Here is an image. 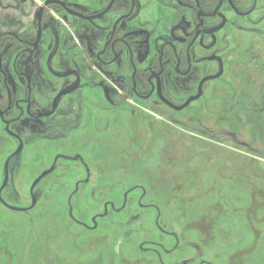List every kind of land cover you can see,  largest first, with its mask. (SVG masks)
I'll list each match as a JSON object with an SVG mask.
<instances>
[{"label": "flooded vegetation", "instance_id": "af4514ba", "mask_svg": "<svg viewBox=\"0 0 264 264\" xmlns=\"http://www.w3.org/2000/svg\"><path fill=\"white\" fill-rule=\"evenodd\" d=\"M118 130L182 133L233 150L241 162L264 160V0H0V207L23 212L10 202L8 184L15 173L20 179L33 162L40 163L25 208L36 205L43 181L73 180L67 213L73 219L71 197L88 191L103 212L92 217L91 227L82 224L96 229L98 219L116 212L115 198L101 203L102 194L114 196L121 183L109 166L114 181L104 183L108 193L100 186L87 189L97 160L79 147L108 141L117 151ZM159 142L149 140L146 146L152 152ZM32 148L27 156L25 150ZM48 149L53 152L47 157ZM173 157L156 158L159 165L141 179L148 191L142 184L123 192L120 211L135 190L144 201L157 195L158 204L151 199L144 204L154 206V224L163 228L160 206L168 184L181 180L184 189L177 197L189 195L188 202L210 194L212 178L196 186L194 169ZM165 161L173 166L160 167ZM172 169L180 172L167 177L164 172ZM224 171L222 165V176ZM223 183L222 201L202 206L188 221L201 243H192L195 255L181 264L231 259L228 251L215 249L216 240L230 243V238L215 236L214 229L224 223L225 213L245 219V212L263 203L255 194L244 201L247 205L234 208L227 198L240 184L228 176ZM243 221L241 228L249 227ZM202 225L204 235L198 229ZM173 238L177 244L181 234Z\"/></svg>", "mask_w": 264, "mask_h": 264}, {"label": "rangeland", "instance_id": "374dc122", "mask_svg": "<svg viewBox=\"0 0 264 264\" xmlns=\"http://www.w3.org/2000/svg\"><path fill=\"white\" fill-rule=\"evenodd\" d=\"M120 133L123 134L121 137ZM124 134L130 139L136 137L139 139V144H134V141L131 144ZM117 138L119 139L116 145L117 151L113 146L108 148V141L99 142L94 146L79 147L84 154H88L90 160L93 162L97 160L94 166L98 171L94 168L93 178L87 189L92 186L103 188L104 183L114 181L109 173V166L117 170L115 177L117 176V182L121 183L115 185L117 193L114 196L102 194L101 203L112 197L115 198L116 212L107 218L98 219L97 228L92 227L94 230H86L83 224L91 227L92 217H96L99 212L102 213L103 208L92 199L88 191L83 190L80 194L71 197L73 219L67 213L66 200L73 187V180L50 178L43 181L41 189H38L36 205L25 208L30 205L28 190L35 177L33 172L40 163L33 162L28 168L29 174H25L20 179L17 178L16 173L14 174L7 187L9 198H13V202L10 201L12 205L20 207L18 210L23 212H12L0 207V264H129L132 260L136 261L133 264H150L151 262L158 264V257L164 262L163 264H181L183 260L195 255V251L190 248L192 243H201L196 236L198 234L194 232L197 228L190 227L188 221L194 219L202 206L209 207L216 201H222L225 188L223 181L226 176L237 180L240 184L239 188H234L236 195L234 197L229 195L227 198L228 202L233 201V204L230 203L232 207L247 205L244 201L255 197L263 203L252 208L250 212H245L243 214L245 219L239 218L236 214H231L228 218V213L221 217L224 219V226L220 224L216 226L217 229L213 228L214 235L228 236L231 242H226V239L225 241L216 240L219 247L216 246L215 249L220 250L221 247L222 251H228L232 258L227 259L226 262H224L226 259L222 260L221 256L215 259L218 264H238V262L264 264L263 159H260L258 163L241 162L236 157L238 154L233 150L210 146L206 142L200 143L196 138L182 133L118 130ZM155 139L161 142L152 148L151 152L146 145L149 140L154 144ZM140 140L143 141L140 143ZM140 146L144 148L140 149ZM30 150L33 148L25 150L27 156ZM50 150H47V157L53 152L50 153ZM161 155H174L172 160L179 159L180 162L185 163L186 167L191 166L192 170L194 169L196 186L200 183L198 180L209 176L212 178L210 185L213 189L208 196L195 195L194 201L188 202L187 200L191 197L189 195L177 197L178 192L184 189V185L179 183L181 180L175 179L168 184L165 187L164 202L160 206L164 221L163 228L157 223V226L154 224L157 212L154 206L146 208L148 205L144 204L150 203V199L158 204L157 195L148 194L144 201L140 199L139 191L135 190L127 196L126 208L120 211L124 207L123 192L142 184L147 189L146 192L148 191L149 187L141 181L144 178L143 173L157 167L159 164L156 158ZM221 164L225 168L223 174L226 176L221 175ZM101 165H105L106 169ZM168 165L173 166L165 161L160 164V167ZM2 166L3 160L0 159V183ZM101 168L104 170L101 171ZM170 172L172 174L164 173L170 177L180 171L172 169ZM246 183L250 186H245ZM189 187L192 188V186ZM102 191L108 193L109 190L105 187ZM187 191L190 190L185 189V192ZM167 194H171L168 201ZM97 197L99 195L95 194L94 198ZM180 200L185 203L180 204ZM179 208L183 210L182 213L178 210ZM184 212H187V219H184ZM253 215L256 218H253ZM241 221L247 223L249 227L245 224V229H242ZM186 222L189 227L185 226ZM198 229L200 235L206 233L203 225ZM207 231L211 233L209 227ZM175 233L181 234L177 244L173 238ZM247 236L250 237L249 240L246 239ZM240 255H242L241 258ZM202 257L205 255L203 254ZM247 257L254 259L248 260ZM201 259L205 263V259ZM198 261L190 264H198Z\"/></svg>", "mask_w": 264, "mask_h": 264}]
</instances>
